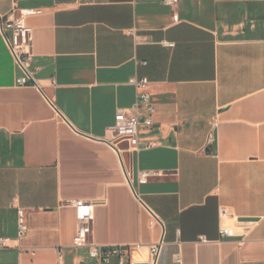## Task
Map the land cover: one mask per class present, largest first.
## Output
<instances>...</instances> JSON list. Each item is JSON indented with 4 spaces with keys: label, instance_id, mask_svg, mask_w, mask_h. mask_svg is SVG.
Returning a JSON list of instances; mask_svg holds the SVG:
<instances>
[{
    "label": "crops",
    "instance_id": "0c3cea01",
    "mask_svg": "<svg viewBox=\"0 0 264 264\" xmlns=\"http://www.w3.org/2000/svg\"><path fill=\"white\" fill-rule=\"evenodd\" d=\"M19 5L35 10L42 90L17 83L0 30V264H101L94 246L117 250L110 264L151 262L159 243L150 264H264V0ZM12 6L0 0L4 20ZM133 77L149 80L155 125L119 154L109 128L137 101ZM78 201L96 204L82 246Z\"/></svg>",
    "mask_w": 264,
    "mask_h": 264
},
{
    "label": "built area",
    "instance_id": "2783aa9c",
    "mask_svg": "<svg viewBox=\"0 0 264 264\" xmlns=\"http://www.w3.org/2000/svg\"><path fill=\"white\" fill-rule=\"evenodd\" d=\"M23 0H12L13 6L10 12V17L4 20V16L0 13V30L5 38V41L12 52L17 66L22 70V76L17 78V83L21 86L31 85L39 90H42V85L34 77L30 66L33 61V28L27 25V17L35 13V10L24 8L19 5ZM164 4L170 7H175L179 0H163ZM10 32V35L7 32ZM169 46L174 44L167 43ZM147 77H133L131 83L138 90L137 101L131 110H118L115 116V124L109 128L111 145L121 154L120 144L127 142L129 147L139 148L140 134L143 129L152 128L155 123L153 116L156 113L154 99L148 91L143 88L148 84ZM54 84V80L52 82ZM214 142V135L210 134L209 143ZM155 142H150L147 146L154 145ZM162 175L161 172L143 171L140 174V181L147 182L152 177ZM76 207V217L78 229L74 239L75 246H82L89 243V235L92 232V225L95 220L94 202L78 201L74 202ZM226 212L222 211V216ZM29 230V225L25 216V209H18V234L24 236ZM219 234L221 238L235 237L236 231L234 228L220 225ZM206 241L205 237L201 238ZM8 245L7 238H0V248ZM161 244H152L150 246L151 262L155 261L160 253ZM117 253V250L105 248L102 246H94L91 249V256L98 258L101 264H110L112 257ZM180 260V258H178ZM151 262H148L149 264Z\"/></svg>",
    "mask_w": 264,
    "mask_h": 264
},
{
    "label": "water",
    "instance_id": "95a60500",
    "mask_svg": "<svg viewBox=\"0 0 264 264\" xmlns=\"http://www.w3.org/2000/svg\"><path fill=\"white\" fill-rule=\"evenodd\" d=\"M254 218H240V221H252ZM132 264H149L148 262H133Z\"/></svg>",
    "mask_w": 264,
    "mask_h": 264
},
{
    "label": "rangeland",
    "instance_id": "374dc122",
    "mask_svg": "<svg viewBox=\"0 0 264 264\" xmlns=\"http://www.w3.org/2000/svg\"><path fill=\"white\" fill-rule=\"evenodd\" d=\"M130 260V259H129ZM113 261L116 263V264H119V260L118 259H114L113 258Z\"/></svg>",
    "mask_w": 264,
    "mask_h": 264
}]
</instances>
